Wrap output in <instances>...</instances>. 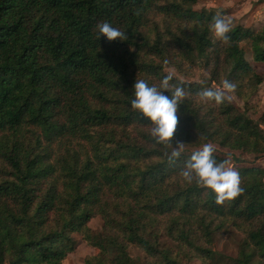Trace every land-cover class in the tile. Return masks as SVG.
Masks as SVG:
<instances>
[{
  "label": "trees",
  "instance_id": "1",
  "mask_svg": "<svg viewBox=\"0 0 264 264\" xmlns=\"http://www.w3.org/2000/svg\"><path fill=\"white\" fill-rule=\"evenodd\" d=\"M196 3L0 0V264H61L73 234L94 249L83 264H212L213 236L230 228L243 235L233 263L264 264V167H237L242 191L221 204L181 175L204 143L264 155V131L246 113L264 71L240 46L264 66V30L237 25L213 41V15ZM105 20L126 38L97 39ZM198 63L208 78L186 80ZM164 76L163 91L185 92L172 143H156L130 108L135 79L159 86ZM225 79L243 110L198 95ZM96 216L100 230L88 226Z\"/></svg>",
  "mask_w": 264,
  "mask_h": 264
},
{
  "label": "clouds",
  "instance_id": "2",
  "mask_svg": "<svg viewBox=\"0 0 264 264\" xmlns=\"http://www.w3.org/2000/svg\"><path fill=\"white\" fill-rule=\"evenodd\" d=\"M95 27L97 39L102 36L106 41H123L126 38L124 31L114 27L106 20L98 22ZM230 27V21L226 20L220 12L214 14L209 22L212 35L226 42L229 40L227 33L230 31ZM169 79V76H164L159 86L149 84L144 79H135L131 86L130 108L149 123L150 135L156 143H172L171 137L177 123V102L185 96L183 88L179 85L175 86L171 95L163 91L170 87ZM235 88L234 82L225 79L219 88H204L199 91L198 95L201 99L219 104L230 98V93ZM183 145L184 142L176 141L170 159L179 154ZM213 151L214 149L209 143L201 145L198 150L190 154L181 170V175L185 181H195L197 185L210 190L214 194V203L221 204L233 199L242 191V188L240 187L239 172L229 165L231 157H226L218 162L212 156Z\"/></svg>",
  "mask_w": 264,
  "mask_h": 264
},
{
  "label": "rangeland",
  "instance_id": "3",
  "mask_svg": "<svg viewBox=\"0 0 264 264\" xmlns=\"http://www.w3.org/2000/svg\"><path fill=\"white\" fill-rule=\"evenodd\" d=\"M193 9H203L211 15L220 12L224 18L230 21V29L239 25L244 28L252 29L253 31L264 30V0H197V3L193 6ZM212 35V34H211ZM213 41H216L213 35L211 36ZM245 59L254 67L255 72L262 73L264 66L262 64L254 63L251 59V55L246 43L240 44ZM164 72H168L178 78H181L176 71L168 66ZM208 78L207 71L203 68L202 63L195 65L191 71V75L185 77L186 80L192 82H200ZM184 79V78H183ZM237 107L243 110V102L236 98L233 93H230L229 98ZM248 109L246 113L248 116L257 122L260 129L264 131V123L258 121L259 115L264 111V82L261 83L256 92L248 100ZM212 145L214 152L221 154L224 157H231L229 165L234 167H249L260 166L264 167V155H252L239 151H231L225 148ZM88 226L93 230H100L101 220L99 216L92 218ZM74 249L69 253L61 264H83V260L87 255L94 253V249L86 245V243L80 238L79 235L73 234ZM243 240V235L236 229L230 228L227 232L217 233L213 236L212 241V264H234L233 261L237 256L238 248ZM167 242V240H166ZM128 253L132 258L142 260L144 258L140 250L134 246H130ZM257 258L253 260L255 264ZM183 264H200L199 261L183 262Z\"/></svg>",
  "mask_w": 264,
  "mask_h": 264
}]
</instances>
